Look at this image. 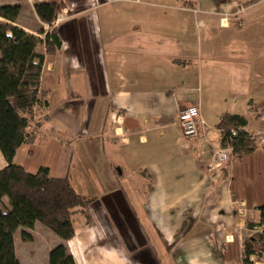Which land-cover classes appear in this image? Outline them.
<instances>
[{
  "label": "crops",
  "instance_id": "crops-1",
  "mask_svg": "<svg viewBox=\"0 0 264 264\" xmlns=\"http://www.w3.org/2000/svg\"><path fill=\"white\" fill-rule=\"evenodd\" d=\"M246 1L158 0L153 10L147 1L103 0L51 25L36 16L44 32L56 28L61 46L54 55L36 48L49 98L38 114L47 119L12 162L29 172L46 166L91 199L74 213L69 240L34 223L52 239L48 253L63 244L75 264H243L244 238L261 230L264 150L232 154L215 173L208 147L197 154L175 120L199 101L211 127L228 112L248 128V106L264 105L251 97L242 108L244 96L236 98L245 64L254 71L246 83L264 91V0ZM209 136L219 147V133ZM6 164L0 152V169ZM138 213L146 226L135 224Z\"/></svg>",
  "mask_w": 264,
  "mask_h": 264
},
{
  "label": "trees",
  "instance_id": "trees-1",
  "mask_svg": "<svg viewBox=\"0 0 264 264\" xmlns=\"http://www.w3.org/2000/svg\"><path fill=\"white\" fill-rule=\"evenodd\" d=\"M38 19L51 25L66 10L65 0H32ZM259 0H247L246 5ZM19 4L0 5V152L7 162L0 169V199H8V208L0 207V264H20L15 254L14 232L22 226L31 229L39 222L63 240L74 236V213L86 209L91 199L73 188L68 177L49 176L46 166L27 171L12 159L23 144L33 143L42 120L38 114L49 104L47 91L40 87L44 54L36 51L43 43L45 53L54 55L61 39L54 27L44 38L28 33L16 24ZM258 109V107H256ZM252 109V108H251ZM256 109H253L255 111ZM247 120L236 113H223L214 126L221 130L219 146H232L233 154H251L259 148L246 129ZM260 213L261 230L244 238L243 264H253L251 257L264 259V204L255 207ZM248 226L254 223L247 222ZM23 235L24 232H23ZM26 236L25 240H31ZM48 264H75L67 248L56 245L48 253Z\"/></svg>",
  "mask_w": 264,
  "mask_h": 264
},
{
  "label": "rangeland",
  "instance_id": "rangeland-1",
  "mask_svg": "<svg viewBox=\"0 0 264 264\" xmlns=\"http://www.w3.org/2000/svg\"><path fill=\"white\" fill-rule=\"evenodd\" d=\"M100 1H103V0H86V1L85 0H65L67 8H66L65 12H63V14H62L63 16L62 17L64 19V18H66L68 16V14H71L73 12L74 13H76V12L78 13L79 11H81V9L85 5H89L91 3H92V5H94V7H96L97 4ZM106 1H110V0H106ZM142 1H147L149 3L150 9H153V10L154 9H158V8H156L157 7L156 3H157L158 0H142ZM162 1L164 2V0H162ZM4 4H19L21 9H20V18L18 20V24H20V23L23 24L22 25V27H24L23 29L25 31H27L28 33H31V34H34V35H37V36L39 35V30H41L39 28V25H40L39 23L40 22H38V20L36 18V14L34 13L33 1L32 0H0V5H4ZM76 18H78V17H76ZM0 21H4V20L0 17ZM19 27H21V26H19ZM47 29H49V31H50V28H47ZM58 30H60V29H58ZM72 52H74V50H72ZM248 54L249 53H245V56L248 55ZM231 55L233 56V54H231ZM221 63H223V62H221ZM227 63L230 64L232 62L229 61ZM223 65H225V61H224ZM245 67H246L247 75L243 77L244 85L241 86L240 91H238L236 93V98H238L239 96H242V95L244 96L243 100L240 99V105H241L242 108H244L246 106L247 102H248V104H250L252 102V100H250L251 97H254L255 99L256 98L259 99L260 102H262L264 104V91L263 90H258V89L255 90V89H253L252 86H250V85H248L246 83V81L248 82L250 79H252V77L254 75L253 67L251 65H247V64H245ZM90 68H92L91 65L89 66L88 69H90ZM241 75H243V72H242ZM234 98H235V96H234ZM234 98H233V100H231L230 103L227 102V103H224V104H220V106L223 108L224 111H231L232 110V107H228L227 105L231 104L234 101ZM221 101H218V102H221ZM223 101H222V103H223ZM195 105L198 106V108L200 110V114H201L200 102L197 101L195 103ZM261 106H263V105H261ZM185 107H187V106H185ZM248 107L252 108L251 111L248 110L251 113V116H250L251 123L249 124L248 128L246 127V129L249 130V128H251V126H253V128H257V129H253V130L250 129L249 130L250 132L256 131V130L264 131V117L256 116V115H254V113H252L253 109H257L256 107H253V106H248ZM258 109H260V108L258 107ZM205 111L207 113H209L210 116H213V114L215 112V110L208 109V108H206ZM201 117H202V115H201ZM176 120H177V116H176ZM176 120H175V124H176ZM177 128H178V131H179L181 139L184 142H186L187 145H189V146L191 145L193 147V144H194L195 148L194 147L193 148H194V150L197 151V154H199V148H200V151L202 153H204L205 152V146L208 147L207 150H209V153L211 155V160L208 163V165H209L208 167L211 170H213V168L210 167V163H212V161L216 160L215 155H214V150L212 148H210L207 143H205L206 142L205 140H201L202 142L200 140H198L197 139L198 137L197 138H192V139H190V141L189 140H185L181 136V129H179V127H177ZM197 130L198 131L201 130V125L199 123H197ZM220 131L221 130L218 129V133H220ZM218 133H216V134H218ZM209 134H212V133L210 132ZM209 138H210V136H209ZM255 140L258 142L259 148H261L260 146H262V150H264V145L263 144L261 145V143H260V141L258 139H255ZM215 148H216V146H215ZM232 154H233L232 152L230 154L227 153L226 157L224 159H222V161H223L222 165H224L225 163L227 164V162L229 161V158H230V156ZM213 171H215V173H216V169L213 170ZM125 175H128V169L127 168H125ZM135 177L136 176H131L130 179H129L130 183H131V186L132 185L135 186V185L139 184L138 180L135 179ZM126 180H123V185H125V188H128V186H127L128 182ZM141 186L139 184V187H136L139 192H142ZM107 201L109 202L110 199L107 200ZM0 207L1 208L3 207V203H2L1 200H0ZM137 218H139V219H137ZM136 219L137 220H134V222H135V224H137V226L138 225L139 226L144 225V223L146 224L145 221H147V220L142 219L141 214L138 213V215H136ZM144 226H146V225H144ZM23 232H24L25 235H23ZM27 235L30 236L32 239L28 240V241L25 240V237ZM34 236H35L36 239L33 238ZM13 237H14V245L16 247L15 248V254H16V258L18 259V261L20 259L22 261V264H48V254H47L48 251L47 250L49 249V247H50V245L52 243V239L49 238L48 233H46V231L43 228L37 227V228L29 229V228H25V227L20 226L14 232Z\"/></svg>",
  "mask_w": 264,
  "mask_h": 264
},
{
  "label": "built area",
  "instance_id": "built-area-1",
  "mask_svg": "<svg viewBox=\"0 0 264 264\" xmlns=\"http://www.w3.org/2000/svg\"><path fill=\"white\" fill-rule=\"evenodd\" d=\"M65 12V11H64ZM63 14V13H62ZM59 14L57 19L53 23H57L60 20L63 19V15ZM260 109H256L252 113L256 116H262L264 117V105L259 107ZM251 111L252 109L249 108ZM197 123L201 125V130H197ZM176 126L181 129V136L185 140H189L192 138H197L198 140H205L209 147L214 150V155L216 160L212 161L210 163V167L213 168V170L216 169V167L223 164L222 159H224L228 154L232 152V146L225 145V146H216L213 144L212 140L209 138V133L212 134L218 133V129L215 127H211L206 123V121L201 117L200 110L197 105H189L187 107H183L178 110L177 113V120H176ZM251 138L258 139L261 143V145H264V131L256 130L251 132ZM202 142V141H201Z\"/></svg>",
  "mask_w": 264,
  "mask_h": 264
}]
</instances>
